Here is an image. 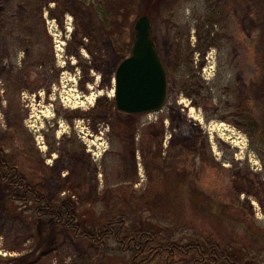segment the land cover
<instances>
[{"label": "rangeland", "instance_id": "obj_1", "mask_svg": "<svg viewBox=\"0 0 264 264\" xmlns=\"http://www.w3.org/2000/svg\"><path fill=\"white\" fill-rule=\"evenodd\" d=\"M143 14L153 20L152 37L172 85L177 83L178 73H185L183 63L190 61L187 66L194 68L200 64L203 56L199 49L204 46H211V74L217 69L220 76L217 87L232 81L231 73H239L247 76L251 88L258 73H264V0H0V149L21 165L19 153L25 151V157L37 163L36 181L42 180L52 205L63 196L71 197L84 227L103 229L114 209L125 208L133 210V223L149 221L166 237L187 241L194 234L210 233L227 242L234 239L251 253L258 251L264 261V204L255 198L256 193H264L259 183L260 179L264 182V108L259 106V94L251 89L247 106L248 99L244 94L242 100L237 89L244 88L241 82L235 87L238 93L234 99L245 111L248 108L247 132L232 119L221 117L235 112L227 106L217 116L204 118L202 134L199 125L180 117L172 91L163 111L138 115L135 140H131L135 129L130 119H118L114 141L101 139L89 160L88 152L80 148L85 145L79 135L87 131L83 116L74 123L61 119L54 138L66 137L67 148L60 158L50 157L52 166L51 161L44 164L40 159L47 151L41 132L32 134L42 148L34 144L30 132H23L20 86L25 73H80L82 65H89L86 50L81 54L82 63L66 56L75 47L61 31L66 16L87 31L102 22L109 29L119 28V39L115 34L100 33V39L90 42L97 51L98 68L113 73L131 52L134 25ZM107 93L110 95V90ZM68 96L74 107L67 111L76 115L88 111L76 106L78 97ZM95 96L90 99L94 101ZM194 113L204 117L198 110ZM46 114L53 117V110ZM163 114L166 134L160 143L157 127L149 126L159 125ZM108 129L105 125L106 134ZM134 148L138 149L136 159ZM184 148L191 156L182 174L175 167L180 168ZM166 150L170 168L163 172L157 160ZM214 161L232 166H217ZM1 162L0 157V264H129L128 254L122 253L112 238L102 250L74 237L55 220L52 211L36 216L31 205L20 199L22 191L10 185L14 173L3 170ZM60 168L64 169L61 173ZM237 176L252 187L250 194L235 185L232 177L236 180ZM180 177L185 182L179 185ZM216 183L223 186L216 187ZM220 188L225 189L219 194ZM223 199L228 204L222 203Z\"/></svg>", "mask_w": 264, "mask_h": 264}, {"label": "flooded vegetation", "instance_id": "obj_2", "mask_svg": "<svg viewBox=\"0 0 264 264\" xmlns=\"http://www.w3.org/2000/svg\"><path fill=\"white\" fill-rule=\"evenodd\" d=\"M105 24V22H102L99 26L94 24L91 28H89L91 29V31H87L88 28L85 30L77 28L75 21H69L68 16L64 18L63 23L61 24V31L63 35L67 37L72 44L75 45V47L70 50V52L68 50V54L66 56L70 59L76 58L77 62L82 63L83 60L81 59V54H83V51L86 50L89 54L88 58L90 59L86 62L89 65H82V70L80 71V73H25L23 83L20 86V94L22 100L20 116L22 128L23 132H30V135L33 137L34 144H36L39 148L43 147L41 145V141H39L38 137H35V134H32V132H41L43 138L42 142L46 145L47 148V151H44L45 153L40 157L41 162L44 164H49L51 161L52 166L54 160L53 158H60L63 150L67 148L66 137H63L58 141L54 138L55 135L58 134L59 127L62 125L61 119H66L69 123H74L77 120V117L83 116L86 122V135L91 136L92 139H86V135H79L81 141L85 145H80V148H84V151L88 152V160L96 154L95 148L100 147V144H102V142L100 141L101 139L105 140V138H108V140L114 141V136L117 132L114 124H116L118 119H130V123L133 124L132 126L135 129L131 140H135V138L137 137V118L140 114L123 112L117 108L114 96L113 98H110V95L107 93L112 89H114L115 91L116 73H104L98 68L97 62L95 61V55L97 51L93 49V45L92 43H90L91 40H93V38L100 39V33L109 36L115 34L118 39L121 35L119 28H117V30H112L109 29L110 27H107ZM69 31L70 33L68 34ZM155 45L158 50V45L156 44V42ZM210 49L211 46H204L199 49L201 50L203 58L200 59V64L195 65V68L192 66H187V64H192L190 61L183 63V65H185V73H178L180 74V77L177 80V83L173 81L174 84L172 85L168 75L169 73H167V100L170 91H172L175 102L179 104L176 109L178 110L180 117L183 118L186 123L191 122L193 125H199L198 128L200 129V131L204 127V118L205 121L209 120L210 117H213L214 115L217 116L221 108L230 106L235 109V112H232L231 114H222L221 117L226 120L232 119L235 126L239 127L240 130H246L247 132L246 115H248V108H246L245 111L243 107L236 104V95L238 91L235 90V87H237V84L240 82L241 84H243L244 88L238 86L237 89L241 91V95L243 94V96L241 97L242 100H244V94L246 96L245 98L248 99L247 106H249V101L251 98L250 89L251 91L253 90L254 92L258 93L261 99L259 102V106L261 108H264V73H258L259 77H257V80L255 79L252 82L251 88L247 76H244V74L240 75L239 73H231L230 75H232L234 79L230 82L227 81L217 87V80L220 76L217 72V69L215 70L216 73L211 74L213 65L211 64L212 57L210 56ZM158 52L160 53L159 50ZM129 54H131V52ZM128 55L126 54L125 56ZM161 60L164 64L162 57ZM74 62L72 60V64H74ZM208 69L210 70L208 71ZM64 93H67L68 95L70 94V96L72 98L74 97L75 99L78 97L79 100L76 101L79 104L76 106L81 108V110L88 111L85 114L79 112V114L77 115L70 111H67L66 108H73L74 106L69 103L71 102V98L68 95L65 96ZM94 93L96 94V96L94 98V101H92L90 98ZM28 95H30V97ZM167 100L161 109L142 114L148 115L154 112L163 111L167 105ZM103 109H105V111L108 109L109 112L106 114ZM50 110H53V117H50L51 115L46 114V111ZM197 110L203 113L204 117H202V119L199 118V115H194V112H196ZM38 113L39 115H37ZM48 117H50V119H47ZM159 117V125L157 124L155 126L154 124H152L151 126H149V128L151 129L152 127H157L158 141L161 143L166 134V129L164 127L166 118L164 114ZM36 122L40 123V125ZM105 125L109 126L108 134L104 132ZM33 126H36L38 129H34ZM201 133L204 134L202 131ZM90 140L92 141V143L88 142ZM41 150L43 151V149ZM137 151L138 149L134 148L133 155L135 159L137 158ZM163 154L165 156L159 157L157 162L158 167L165 169L163 170L164 172L168 171L167 169L170 168V165L168 164V150L163 152ZM180 155V159L178 158L179 162L182 160L180 162V168H175H177L180 173L183 174L188 163V157L191 156V153L189 150L184 148L180 151ZM20 156L23 157L24 163L22 165L15 163V157H11L9 154H6V152H3V154H0V157L2 158V168L3 170H8L11 173H14L13 177L18 176L20 181L16 184L10 182V185H12L13 188L22 191L23 196L20 199L24 203L32 205L36 203V200L38 198H30V192L37 191L38 195H46L44 192L45 187L41 179H38V181H36L38 178L36 177V174L38 173L39 168L37 163L36 165L32 164L31 157H25V151L19 153V157ZM235 156L238 160L239 157H237V153L235 154ZM216 159L219 160L220 157ZM213 164L217 166L223 165L224 167L232 166V164H227L221 161L220 163L214 161ZM163 166L165 168H163ZM94 168L97 170V166L94 165ZM63 170V168H60V173L63 172ZM255 175L257 176L259 175V173ZM257 178L260 179L259 177ZM232 179L235 181V185H238V188L240 190H247L249 194L252 192V187L246 186V184L243 182V177L237 176L236 180L233 177ZM177 182H179L180 185L185 181L180 177ZM259 183L262 186L261 188L264 189V182L260 179ZM183 185V187H186L185 183H183ZM217 186L218 183H216V187ZM222 186L223 185H220L218 187ZM228 187H231L230 180H228ZM224 189L225 188H220L218 193L220 194V192H222ZM206 196L209 195L206 194ZM61 198L57 203L61 201ZM255 198H257L261 203L264 204V193H256ZM47 201L53 203L48 196ZM221 202L224 204H228V202H226L224 199Z\"/></svg>", "mask_w": 264, "mask_h": 264}, {"label": "trees", "instance_id": "obj_3", "mask_svg": "<svg viewBox=\"0 0 264 264\" xmlns=\"http://www.w3.org/2000/svg\"><path fill=\"white\" fill-rule=\"evenodd\" d=\"M0 154H3L1 149ZM19 181L18 176L11 178L12 183ZM30 198H38L31 205L36 216L52 211L55 220L64 224L76 238L102 247V250L108 248V240L112 238L119 250L128 254L129 264H264L258 251L251 253L238 246L234 239L227 242L210 233L194 234L187 241H179L171 235L166 237L149 221L133 223V210L130 209H114L103 229H89L83 226L71 197L63 196L56 205L37 191H31Z\"/></svg>", "mask_w": 264, "mask_h": 264}, {"label": "water", "instance_id": "obj_4", "mask_svg": "<svg viewBox=\"0 0 264 264\" xmlns=\"http://www.w3.org/2000/svg\"><path fill=\"white\" fill-rule=\"evenodd\" d=\"M131 54L116 66L115 100L127 113H149L167 100V71L151 34L152 19L143 14L135 22Z\"/></svg>", "mask_w": 264, "mask_h": 264}, {"label": "bare ground", "instance_id": "obj_5", "mask_svg": "<svg viewBox=\"0 0 264 264\" xmlns=\"http://www.w3.org/2000/svg\"><path fill=\"white\" fill-rule=\"evenodd\" d=\"M151 34H152V32H151ZM83 54H84V52H83ZM73 62H74V61H73ZM74 63H75V62H74ZM114 92H115L114 89H112V90L110 91V96H111V97L114 96Z\"/></svg>", "mask_w": 264, "mask_h": 264}]
</instances>
